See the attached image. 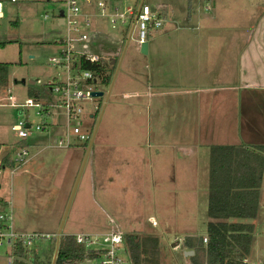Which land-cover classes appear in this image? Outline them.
<instances>
[{
	"label": "rangeland",
	"instance_id": "rangeland-1",
	"mask_svg": "<svg viewBox=\"0 0 264 264\" xmlns=\"http://www.w3.org/2000/svg\"><path fill=\"white\" fill-rule=\"evenodd\" d=\"M188 1L144 0V4L154 13L159 10L164 21L160 29L146 38L149 52L152 53L153 47L157 50L154 54L149 53V56L140 53L135 31L125 47L132 20L130 26L126 21L124 25L117 22L111 28V18L97 19V31L92 34V29H87L91 42L76 45L77 50L97 54L106 63L111 81L114 75L116 79L108 98L110 84L106 87L98 82L93 89L103 92V96L82 103L89 114L85 115V120L92 134L97 124L98 127L61 236L119 233L122 236L132 235L136 239L153 237L158 240V264H190V260L182 256L185 239L192 234L195 235L194 239L205 237L202 222L197 226L192 221L178 222V215L185 214L194 205L205 212L209 147L212 144L232 145L233 136L240 139L241 135L236 134L239 130L234 129L238 119L234 115H224L225 112L220 109L213 115H209L210 111L208 115H201L195 108L204 101V97L198 94H162L142 100L121 94L141 87L139 74L143 70L147 73L146 79H152L154 69L158 71L155 80L163 87L158 92L189 85H213L210 81L203 84L195 72L187 73L186 78L181 72L184 68L194 67L192 64L185 66L178 63L177 52L185 54L181 50L184 44L187 47L186 40L176 44L171 39H164L165 32L169 31L172 37H177L174 24L180 28L187 26L184 17L190 13ZM113 2L122 10L126 5H135L140 0ZM0 3L5 15L0 20V43H6L4 48H0V62L11 64L7 88L0 89V200L11 205L17 232L49 236L48 239L35 241L27 250L34 251L40 262L51 264L53 240L88 145L69 150L49 148L56 129H50L49 134L32 130L27 138H19L12 130L19 121H28L35 127L48 126L53 121L62 125L64 119L57 108L53 110L60 115H55V120H52L45 115H36L35 108L10 106V97H15L17 103L23 105L28 98L26 90L30 81H35L34 85L48 86L51 81L65 80V73L49 62L61 50V46L55 42L65 36V27L57 22L59 11L65 6L63 0H20L17 3L0 0ZM109 11H112L111 7ZM216 11L227 22L223 25L227 29H223L226 40L223 43L230 47V30L234 28L235 24L232 23L237 16L239 19L240 16L252 15L247 24V28L250 27L264 13V0H238L231 4L222 2L216 6ZM88 12L93 13V9H88ZM44 16H47L46 20ZM243 26L239 22L235 28ZM168 55L172 57L167 59ZM111 59L115 60V64H110ZM19 60L21 62L17 64ZM224 73L221 71L219 74ZM253 80L262 81V73ZM21 81L25 84L21 85ZM49 100L54 102L55 97ZM200 111L208 110L202 107ZM213 123L217 125L210 128ZM205 129L212 135L205 136ZM60 130L57 129L58 132ZM226 131L231 137H222ZM199 145L205 150H200ZM24 148L28 151V165L15 169L14 153ZM203 151H206V155ZM5 157L14 163L12 169L1 167ZM69 160H76L77 163L69 166ZM192 174L200 180L195 183ZM194 188H197L195 193ZM262 199L264 190L259 195L256 218L251 221L254 231L248 264H262L264 256ZM191 225L195 229L193 233L186 231ZM15 259L10 253L4 254L3 247L0 248V264H15ZM73 264L88 262L77 261Z\"/></svg>",
	"mask_w": 264,
	"mask_h": 264
},
{
	"label": "crops",
	"instance_id": "crops-1",
	"mask_svg": "<svg viewBox=\"0 0 264 264\" xmlns=\"http://www.w3.org/2000/svg\"><path fill=\"white\" fill-rule=\"evenodd\" d=\"M236 1L238 0H189L188 2L190 13L184 17L185 20L184 18H181L185 21V25L187 26L184 28H180L177 26V24H174V31H178L177 37H172L169 34L170 31L165 32L164 35V39H171L172 41L176 42V44L180 43V40H183L184 42L185 40L187 41V47L184 44V49L181 50L185 52V54L177 52L176 55L179 58L178 63H180L181 65H194V67L191 66L190 69L184 68V70H181L185 78L187 77V73L195 72L197 73L196 76L198 80L203 81V84H206L207 81H210L213 84L212 86L198 87L189 85L182 89L175 88L173 89V91L158 92L159 90H162L163 87L160 85V83L156 82L155 77L158 71L154 69L153 73L151 74L152 79H146L147 73L143 70L139 74L141 87L122 92L121 94L127 97L133 96L136 100L160 96L162 94H179L182 96L198 94L204 97V101L195 108V110L199 111L201 115H208L209 111V115H213L218 109H220L221 111L225 112L223 113L224 115H234V118L238 119V121L234 124V129L239 130L236 134L241 135V138L238 139L233 136L234 144L232 145L237 146L246 144L248 146H263L264 13L260 14L259 16L261 17L257 18L256 23L254 24L253 22L252 25L248 28L247 24L249 23L250 18H252V15L244 17L240 16L239 19L238 16L235 15L237 16L236 21L232 23L235 24L234 28L238 26L239 22H241L244 26L235 29L231 28V43L229 47L225 45V43H223V41L225 40L223 38V29L227 31V29L224 28L223 25L227 24V22L223 20L219 13L216 11V6L218 4H221L222 2L231 4ZM248 1L251 2V0ZM163 7L166 8L165 6ZM157 13L161 14L159 10H157ZM4 17L5 15L2 12L1 8L0 20L4 19ZM257 25L260 26L257 27ZM227 41L229 42L230 40ZM156 51L157 50L153 47V49L151 50L152 53H150L147 44V53L143 55L149 56L150 54H154ZM163 52L165 53V51ZM169 57H172V55H168L167 59H170ZM111 62L112 61H110V64ZM113 64H115V60L111 65ZM221 71L225 73L220 75L219 73ZM260 73H262L263 80L260 82H254L253 77H256V75L258 76ZM240 78L242 79L240 80ZM238 80L240 81L238 82ZM146 106L147 105H145L144 107ZM202 107L208 111L201 112L200 110ZM217 112L220 111L218 110ZM215 123L211 124L210 128H214V126L217 125ZM204 133L205 136H209V134L212 135L211 133H208L206 129ZM222 137L227 138L231 137V135L226 131L224 132V136ZM226 141L227 140H225V142ZM201 148L205 150V147L200 146L199 149L201 150ZM203 152L204 155H206V151ZM68 162L69 166H72V163L75 166V164L77 163L76 160H69ZM203 162L205 167V160ZM26 164L28 165V160L27 163L24 164V166H26ZM192 175L195 183L197 182V180H200L196 175ZM196 190L197 188L193 189L194 193L196 192ZM261 190H264V174L259 190V195H261ZM263 200L264 199H262V201ZM206 212L207 207H205L204 212L203 210L197 208L196 205H194L193 207H190V209L186 210L185 214H177L180 217V219L178 218V222H182L184 220L192 221V223L194 222V226H197L202 222L204 224V228L206 229V223L208 221ZM186 215L188 216L186 217ZM192 227L193 226L191 225V228L187 229L186 231L192 233L195 232V229H192ZM188 237H195V235L192 234ZM178 246L180 247V245ZM186 251H192L193 255L185 256L184 252ZM195 253V248L193 250H188L184 246L182 248V256L189 259L190 264H205L206 259L203 250L199 252L200 255H198L197 257H195Z\"/></svg>",
	"mask_w": 264,
	"mask_h": 264
},
{
	"label": "built area",
	"instance_id": "built-area-1",
	"mask_svg": "<svg viewBox=\"0 0 264 264\" xmlns=\"http://www.w3.org/2000/svg\"><path fill=\"white\" fill-rule=\"evenodd\" d=\"M9 1L16 3L20 0ZM113 1L116 0H63L65 8L62 10L63 23L61 25L65 27V36L55 42L61 46V50L59 55L51 57L49 62L53 67L59 68L65 73V80L62 82L54 80L47 84L50 87V94L45 100L36 101L27 98L25 103L20 105L15 97H10L12 99L10 106L35 108L37 109L36 115L40 117L45 115L52 120H55V115H60V113L53 110L57 108L61 110L64 123L61 125L53 121L48 126L33 127L28 121H19L12 127L19 138H27L32 130L49 134L50 129H56L55 135L52 137L53 143L48 146L49 148L69 150L77 146L88 145L92 136V129L87 125L85 115L89 114L86 113L82 103L93 99L90 93L96 91L93 86L97 85L98 82L100 83V81L95 73L82 70L80 62L81 58H84L85 61L95 63L100 61L101 58L97 54L77 50L76 45L91 42L87 29H92V34L97 31V28L93 25V21L95 22L96 19L111 18L109 21L112 25L111 28H114L117 22L124 25L126 21L129 22L130 26V20H132V26H134L132 34L135 31L136 40L140 46L146 42L149 34L160 29L164 22L160 14L154 13L149 6L144 4V0H140L135 5H126L122 10L114 6ZM124 1L133 2L135 0ZM110 7L112 11H109ZM90 8L93 9V13L88 12ZM44 19L46 20L47 16H44ZM93 40L97 41L96 38H93ZM72 73L74 74L72 75ZM50 97H55L54 102L49 100ZM95 110L97 111V108ZM58 128H61L60 132L57 131ZM27 155L26 148L14 153L15 169L27 162ZM72 236L75 242L84 248L86 254L94 255L91 259L86 258L83 260L88 264H132L124 238L119 233H104L102 235L77 233ZM42 238L48 239L49 236L17 232L14 229L11 205L9 203L0 205V248L3 247L4 254L10 253L14 258L19 259L15 255L18 245L26 250L35 241ZM206 242L207 239L203 237V243ZM241 264H248L247 259H243Z\"/></svg>",
	"mask_w": 264,
	"mask_h": 264
},
{
	"label": "trees",
	"instance_id": "trees-1",
	"mask_svg": "<svg viewBox=\"0 0 264 264\" xmlns=\"http://www.w3.org/2000/svg\"><path fill=\"white\" fill-rule=\"evenodd\" d=\"M161 15V14H160ZM6 43H0L4 48ZM21 53H19L20 55ZM20 60L17 64H20ZM11 64L0 63V89L7 88L8 72ZM80 68L95 73L100 84L108 87L112 76L108 75L106 63H90L81 58ZM49 86L27 85V97L42 101L50 94ZM1 148V144H0ZM1 167L13 168L14 163L8 157L3 158ZM264 174V145H211L208 156V199L205 238L187 237L184 247L203 248L205 264H241L247 258L252 244L254 225L259 204V190ZM0 205H5L0 200ZM124 242L132 264H158V240L153 237L136 239L124 235ZM55 240H53V247ZM15 255L19 258L15 264H44L37 259L34 251L25 250L18 245ZM94 255L86 254L73 236L63 235L59 239V248L55 264H73L82 262ZM22 258V261L20 260ZM194 258V257H193ZM264 264V256L262 260Z\"/></svg>",
	"mask_w": 264,
	"mask_h": 264
},
{
	"label": "water",
	"instance_id": "water-1",
	"mask_svg": "<svg viewBox=\"0 0 264 264\" xmlns=\"http://www.w3.org/2000/svg\"><path fill=\"white\" fill-rule=\"evenodd\" d=\"M141 1H143V0H141ZM58 16H59V19H58V25H61V24L63 23V20H62L63 11H62V10L59 11ZM133 28H134V26H132V27L130 28V30H129V33H128V35H127V39H126V42H125V47L128 45V43H129V41H130V37H131L132 31H133ZM124 49H125V48H124ZM140 53H141V54H146V53H147V43H146V42H144V43L141 44V46H140ZM111 61H112V62H111V64H112V63L114 62V60L111 59ZM115 74H116V73H115ZM114 79H115V75H114V77H113V79H112V81H111V83H110L109 90H108V93H107V97H106V98H108V96H109V94H110V91H111L112 86H113V83H114ZM35 83H36L35 81H30V82H29V85H34ZM24 84H25V82H24V81H21V85H24ZM103 94H104V93H103V92H100V91H93V92L90 93V96H91L92 98H100V97L103 96ZM97 127H98V124L96 125V127H95V129H94V131H93V134H92V136H91V139H90V141H89V144H88V146H87L86 153H85V155H84V158H83L82 164H81L80 169H79V171H78V174H77V177H76V179H75V182H74V185H73L72 191H71V193H70V196H69V199H68L67 205H66V207H65V210H64L63 216H62V218H61V221H60L59 227H58V229H57V232H56V235H55L54 253H53V257H52L51 264H55V262H56L57 253H58V248H59V239H60V236H61V231H62V228H63V225H64V221H65V219H66L67 212H68V209H69V206H70L71 200H72V198H73L74 192H75V190H76V186H77V184H78V181H79L80 176H81V174H82V171H83V168H84V165H85L86 159H87L88 154H89V151H90V149H91L92 142H93V139H94V136H95V133H96ZM184 255H185V256L193 255V252H192V251H186V252H184Z\"/></svg>",
	"mask_w": 264,
	"mask_h": 264
}]
</instances>
